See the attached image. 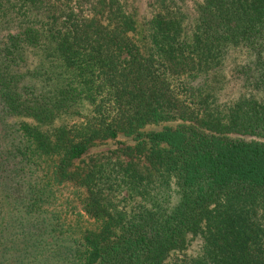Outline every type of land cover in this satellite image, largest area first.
Returning a JSON list of instances; mask_svg holds the SVG:
<instances>
[{
  "label": "trees",
  "instance_id": "trees-1",
  "mask_svg": "<svg viewBox=\"0 0 264 264\" xmlns=\"http://www.w3.org/2000/svg\"><path fill=\"white\" fill-rule=\"evenodd\" d=\"M194 1L0 0V264H264V0Z\"/></svg>",
  "mask_w": 264,
  "mask_h": 264
},
{
  "label": "rangeland",
  "instance_id": "rangeland-1",
  "mask_svg": "<svg viewBox=\"0 0 264 264\" xmlns=\"http://www.w3.org/2000/svg\"><path fill=\"white\" fill-rule=\"evenodd\" d=\"M145 1L147 3L152 2V0H145ZM186 4L190 8V11L192 12L195 11V1L194 0H186ZM144 11H146V9ZM229 67L230 66L226 68L227 71L229 70ZM235 89H237V85L233 84L231 88H228V91L232 93H236L237 91H235ZM128 146H134V143L128 141L123 136H121L118 141L108 142L105 144L94 146L88 151V153L83 157L82 160L75 162V167L77 166V167L87 169L88 166L90 167V165L94 163L95 161L107 162L111 160L115 161L117 159H122V160L124 159L127 161L128 158L124 154V152ZM0 199H3L1 197V193H0ZM3 207L7 208V211L10 212L8 203L4 205ZM1 210L4 211V209H1ZM4 220H5V215L3 214L0 218V225L4 222Z\"/></svg>",
  "mask_w": 264,
  "mask_h": 264
}]
</instances>
